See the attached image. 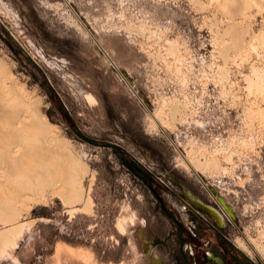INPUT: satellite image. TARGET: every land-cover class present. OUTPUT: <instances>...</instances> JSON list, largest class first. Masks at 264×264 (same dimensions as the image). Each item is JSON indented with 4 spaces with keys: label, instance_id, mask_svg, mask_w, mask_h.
<instances>
[{
    "label": "rangeland",
    "instance_id": "374dc122",
    "mask_svg": "<svg viewBox=\"0 0 264 264\" xmlns=\"http://www.w3.org/2000/svg\"><path fill=\"white\" fill-rule=\"evenodd\" d=\"M0 85L77 161L81 191L65 199L63 157L0 163V264H179L131 161L184 254L217 229L264 264V0H0Z\"/></svg>",
    "mask_w": 264,
    "mask_h": 264
},
{
    "label": "bare ground",
    "instance_id": "6f19581e",
    "mask_svg": "<svg viewBox=\"0 0 264 264\" xmlns=\"http://www.w3.org/2000/svg\"><path fill=\"white\" fill-rule=\"evenodd\" d=\"M6 90L7 88L5 87V85L4 86L0 85V163H4L8 165L6 168L10 169L12 167L14 168V166L16 167L17 164L18 165L21 164V161H23L25 158H31V159L33 158L32 160L37 159L38 162H36V164L38 165V170H39L43 161L47 162L57 156L63 157L64 159L63 161L65 160L66 161L65 162L62 161V162L65 163V165L59 164L58 161H57L58 164L56 165L61 166L63 170L65 169L64 170L65 174L62 172L64 176L62 175L63 176L61 177L62 179L60 178L61 181H63L67 185V187H69L67 195H65L66 197L65 199L67 200V202L70 201V203L78 201L81 197V194H80L81 191L75 187L76 183L74 180L75 179L74 176L76 174L74 175L73 173V172L77 173V171H80V170L76 171L77 161L75 162L73 159H71L69 154L66 151H65L66 153L64 152V149L62 148L61 145H58L57 143H55L53 145L45 146V143L47 142V139L45 137L39 138V136L36 137L35 135H32L34 131H41L45 127V124L40 122L39 119L36 118V116L33 113H31L30 110L26 106L22 107L21 105L15 104L14 101L16 100V98L12 97L10 93H8ZM39 144H43V145H39ZM64 156L67 159H65ZM78 167L80 168V166ZM39 172H41V174L43 173V171H40V170ZM49 172L50 170L48 171V173ZM56 173H58V170ZM36 175L38 174H35V176ZM13 176L14 178H17V176H15L14 174ZM50 176H53V175H50ZM186 195H187L188 200L191 202V204L209 213L210 215H213L216 218V220L220 222L221 224H224L225 218H229V219L234 218L233 209L227 204V202L222 197L215 198V200L219 204V210H217V209H213L212 207L208 205H205L199 200H196L190 193H186ZM14 214H16V212ZM14 214L10 211L4 210V220L2 221V224L6 225V223L15 222L14 220L16 219V217L14 216ZM11 232H13V230H9V231L7 230V231L0 233V241L2 240V243H3L4 242L3 240L8 238ZM238 245L241 250H244V251L246 250V247L243 244V242L238 241Z\"/></svg>",
    "mask_w": 264,
    "mask_h": 264
},
{
    "label": "flooded vegetation",
    "instance_id": "af4514ba",
    "mask_svg": "<svg viewBox=\"0 0 264 264\" xmlns=\"http://www.w3.org/2000/svg\"><path fill=\"white\" fill-rule=\"evenodd\" d=\"M177 229L178 251L180 253L179 264H256L254 261L245 257L237 249L235 250L230 247L229 241L224 237L222 232L217 229L213 232V238L207 241L204 245L205 249H203V254L199 257V260L192 259L189 256H193V253H190L189 256L184 254L183 243L181 240V229H179L178 226Z\"/></svg>",
    "mask_w": 264,
    "mask_h": 264
},
{
    "label": "water",
    "instance_id": "95a60500",
    "mask_svg": "<svg viewBox=\"0 0 264 264\" xmlns=\"http://www.w3.org/2000/svg\"><path fill=\"white\" fill-rule=\"evenodd\" d=\"M103 146L104 147H107V148H111V149L116 150V151H119V147L117 145H115V144H112V143H106ZM131 165L135 168L136 172L142 178V180L146 184L147 188L153 193V195L155 196V198L159 202L160 207H161L163 213L166 215V217L169 218V219H171L172 221H174L176 223V225L178 226V228L181 229L180 224L176 221V219L173 216V214L167 211V209L165 208V206H164L161 198L159 197V195L153 190V188L150 186V184L145 180V173L140 169V167L134 161H131ZM211 192L215 196H217V193L215 191L212 190Z\"/></svg>",
    "mask_w": 264,
    "mask_h": 264
}]
</instances>
